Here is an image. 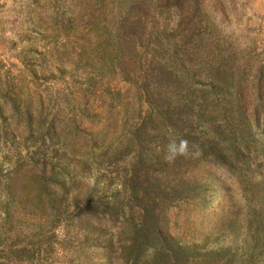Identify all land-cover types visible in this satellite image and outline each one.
Here are the masks:
<instances>
[{"label":"rangeland","instance_id":"1","mask_svg":"<svg viewBox=\"0 0 264 264\" xmlns=\"http://www.w3.org/2000/svg\"><path fill=\"white\" fill-rule=\"evenodd\" d=\"M262 8L0 0V264H264Z\"/></svg>","mask_w":264,"mask_h":264},{"label":"trees","instance_id":"2","mask_svg":"<svg viewBox=\"0 0 264 264\" xmlns=\"http://www.w3.org/2000/svg\"><path fill=\"white\" fill-rule=\"evenodd\" d=\"M255 69H256V75H255L256 79H255V83L252 87H253L255 96H257V100L253 106L254 114L256 113V111L258 109V103L260 101L262 102V90H264V84L262 83V77H264V62L262 64L258 65ZM241 71H242L241 77H243V76L245 77L246 69H243ZM244 77H243V79H244ZM195 108L196 107L193 108L192 105L186 107L184 115L182 116L181 120L179 121L177 128L182 127V128H184V131L186 132L185 135H182L183 136L182 138H184L186 140H188L190 138H194V140H192V142L198 146L197 150L202 152V154L204 156H206L205 158H207L209 156L208 157L209 161L217 162V163L223 164V165L229 164V162L226 161L227 160L226 157L223 154L219 153L217 150L218 148H220L219 144H221L220 140L218 138L221 135H219L217 125L212 124L213 130L215 133L213 135L209 136L208 138L203 137V136L201 138H197V136L195 135V132H196L195 127L199 126L198 122L201 123L203 121L202 118H199V117L196 118L195 117V114H194ZM199 116L200 117L203 116L201 112H199ZM178 120L179 119H176L175 126L177 125ZM236 132H237V130L234 129L228 134L231 135V133H236ZM200 133H202V131H200ZM204 138H206V139H204ZM232 151H234L232 153L234 154V156H236V161H237L238 160L237 157H238V154H240V151L235 150V149H233ZM237 162H239V161H237Z\"/></svg>","mask_w":264,"mask_h":264},{"label":"clouds","instance_id":"3","mask_svg":"<svg viewBox=\"0 0 264 264\" xmlns=\"http://www.w3.org/2000/svg\"><path fill=\"white\" fill-rule=\"evenodd\" d=\"M189 155L188 151V141L181 138L179 145L175 140L170 141L166 146L165 160L168 162L174 161L178 156H187Z\"/></svg>","mask_w":264,"mask_h":264},{"label":"crops","instance_id":"4","mask_svg":"<svg viewBox=\"0 0 264 264\" xmlns=\"http://www.w3.org/2000/svg\"><path fill=\"white\" fill-rule=\"evenodd\" d=\"M262 9H264V8H262Z\"/></svg>","mask_w":264,"mask_h":264}]
</instances>
